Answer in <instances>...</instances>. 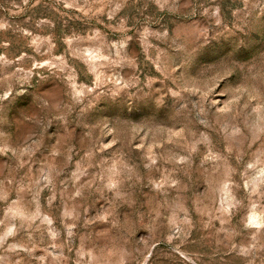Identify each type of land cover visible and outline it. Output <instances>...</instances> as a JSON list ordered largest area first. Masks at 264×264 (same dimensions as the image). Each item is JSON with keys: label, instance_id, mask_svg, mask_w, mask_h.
<instances>
[{"label": "rangeland", "instance_id": "rangeland-1", "mask_svg": "<svg viewBox=\"0 0 264 264\" xmlns=\"http://www.w3.org/2000/svg\"><path fill=\"white\" fill-rule=\"evenodd\" d=\"M0 264H264V0H0Z\"/></svg>", "mask_w": 264, "mask_h": 264}]
</instances>
